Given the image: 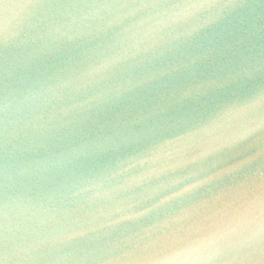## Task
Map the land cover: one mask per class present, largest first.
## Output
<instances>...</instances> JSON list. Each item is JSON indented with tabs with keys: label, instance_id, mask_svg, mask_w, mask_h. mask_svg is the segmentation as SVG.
I'll return each instance as SVG.
<instances>
[{
	"label": "water",
	"instance_id": "95a60500",
	"mask_svg": "<svg viewBox=\"0 0 264 264\" xmlns=\"http://www.w3.org/2000/svg\"><path fill=\"white\" fill-rule=\"evenodd\" d=\"M262 189L264 0H0V264H264Z\"/></svg>",
	"mask_w": 264,
	"mask_h": 264
},
{
	"label": "snow or ice",
	"instance_id": "6c2138e0",
	"mask_svg": "<svg viewBox=\"0 0 264 264\" xmlns=\"http://www.w3.org/2000/svg\"><path fill=\"white\" fill-rule=\"evenodd\" d=\"M194 189L188 190V192L193 191ZM262 195H264V189H262ZM257 248L261 252L262 255H264V231H261L258 237V244Z\"/></svg>",
	"mask_w": 264,
	"mask_h": 264
}]
</instances>
